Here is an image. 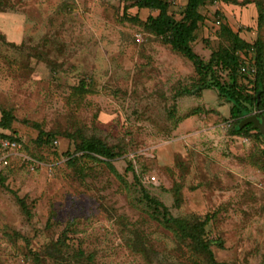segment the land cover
Instances as JSON below:
<instances>
[{
  "label": "rangeland",
  "instance_id": "rangeland-1",
  "mask_svg": "<svg viewBox=\"0 0 264 264\" xmlns=\"http://www.w3.org/2000/svg\"><path fill=\"white\" fill-rule=\"evenodd\" d=\"M168 1L176 16L186 5ZM237 1L202 8L204 61L224 42L219 21L264 44L255 2ZM131 4L0 0V147L20 145L0 148V264H193L142 187L175 217L210 216L217 261L264 264V139L231 133V106L145 28L157 13ZM41 130L56 143L38 144ZM94 138L118 157L76 152Z\"/></svg>",
  "mask_w": 264,
  "mask_h": 264
},
{
  "label": "trees",
  "instance_id": "trees-1",
  "mask_svg": "<svg viewBox=\"0 0 264 264\" xmlns=\"http://www.w3.org/2000/svg\"><path fill=\"white\" fill-rule=\"evenodd\" d=\"M131 1V6L139 10H150L156 12V16H149L144 26L146 29L154 33L162 41L170 45L173 50L187 58L194 66L202 90H215L221 100L229 104L231 133L234 135L254 137L259 140L264 139L263 132L255 127V124L242 123L256 116L259 122L264 120V44L257 40L254 44L245 41L239 32L225 22L220 24L219 35L224 40L223 44L214 51L208 62L204 61L192 48L193 42L196 40V32L201 24L205 21L202 14V8L207 5H236L237 0H188L187 5L182 12L177 15L171 12V2L168 0H128ZM255 2L258 9V26L264 24V3L262 1L245 0L243 4H251ZM126 14V12H125ZM215 15L221 19L220 12ZM138 22L137 18L132 19ZM254 48V58L256 74L254 78L240 72V67L243 64L241 53L245 58L250 57L251 49ZM255 57V56H254ZM250 64L253 58H250ZM226 73L228 80H222L221 74ZM89 93L87 85L82 83L74 89L73 95ZM12 126L11 111H4L0 122L2 129H10ZM53 133L40 131L37 138V143L40 145H48L54 141ZM4 137V136H3ZM17 142L16 140H11ZM56 143V141H54ZM3 151V147H0ZM76 152L83 153L87 156L102 157L109 160H114L118 157L114 148L109 147L103 141L93 139L91 141L82 142ZM73 158V157H71ZM0 180H2L0 174ZM141 200L151 211L155 220L168 230L172 231L180 245H184L191 256L189 258L193 264H232L228 262L217 261L212 249V242L206 238V227L210 221V216L204 219L200 217L180 218L173 216L169 209L159 200L152 197L143 187L140 190ZM25 208L24 204L22 203ZM65 239L62 242H65ZM222 247V242L218 244ZM39 259V256H37Z\"/></svg>",
  "mask_w": 264,
  "mask_h": 264
},
{
  "label": "built area",
  "instance_id": "built-area-1",
  "mask_svg": "<svg viewBox=\"0 0 264 264\" xmlns=\"http://www.w3.org/2000/svg\"><path fill=\"white\" fill-rule=\"evenodd\" d=\"M253 52H254V48L251 49V53H250L249 59L248 58H245L243 55H241L240 52L237 53V55L241 56V58L243 60V64L240 67V72L242 74L248 75L251 78H254L255 77V74H256V67H255ZM250 58H253V62L251 64H250V61H249ZM2 147H3L4 150L13 151V150L19 149L20 148V145L17 142H10L9 141V142L3 143ZM0 163L2 165H4V166L8 165V159H7V157H4L1 160Z\"/></svg>",
  "mask_w": 264,
  "mask_h": 264
},
{
  "label": "water",
  "instance_id": "water-1",
  "mask_svg": "<svg viewBox=\"0 0 264 264\" xmlns=\"http://www.w3.org/2000/svg\"><path fill=\"white\" fill-rule=\"evenodd\" d=\"M254 123L255 127L259 128L263 134H264V120L262 122H259L256 116H253L247 120H245L242 125L248 124V123Z\"/></svg>",
  "mask_w": 264,
  "mask_h": 264
},
{
  "label": "crops",
  "instance_id": "crops-1",
  "mask_svg": "<svg viewBox=\"0 0 264 264\" xmlns=\"http://www.w3.org/2000/svg\"><path fill=\"white\" fill-rule=\"evenodd\" d=\"M187 3H188V0H186V5H187ZM186 5H185V6H186Z\"/></svg>",
  "mask_w": 264,
  "mask_h": 264
}]
</instances>
